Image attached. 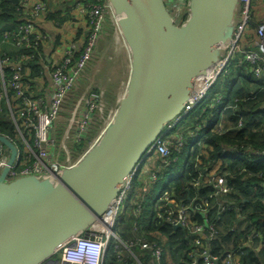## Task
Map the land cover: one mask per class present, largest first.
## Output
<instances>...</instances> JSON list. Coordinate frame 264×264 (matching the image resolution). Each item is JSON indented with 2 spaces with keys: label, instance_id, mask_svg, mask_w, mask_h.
Returning <instances> with one entry per match:
<instances>
[{
  "label": "built area",
  "instance_id": "built-area-1",
  "mask_svg": "<svg viewBox=\"0 0 264 264\" xmlns=\"http://www.w3.org/2000/svg\"><path fill=\"white\" fill-rule=\"evenodd\" d=\"M162 1L172 24L180 27L187 22L192 0ZM236 3V18L220 43L218 59L193 82L187 102L146 148L109 204L93 222L33 264H105L108 252L122 244L121 217L129 212L135 217L142 214L144 208L139 201L144 198L147 202L155 183L162 179L158 172L178 162V155L185 148L184 166L188 165L190 171L189 165L193 163L199 177L191 185L211 190L205 197L197 194L187 203L176 204L170 179L152 202V212L160 215L164 210V220L185 232V243L190 249H180L178 264L182 252L190 258L189 264H242L237 252L218 255L210 247L211 240L216 239L218 222L233 209L226 197L232 192L226 178L229 172L220 170L221 159L210 169L205 160V140L209 134L225 131L224 122L211 117L201 128L197 126L214 100L228 119L233 103L222 102L221 93L212 90L220 77H231L237 65L246 64L247 70L241 74H250L253 83H264V0ZM17 4L22 10L21 23L2 29L0 34V45L21 50L9 56L0 47V112L6 114L16 131L15 137L0 133V177L4 173L5 184L34 177L38 181L48 180L61 190L63 172L76 168L113 125L125 92L121 95L110 76L121 57L130 75L131 50L122 29L121 14L109 0H79L77 7L84 27L70 38L60 31L58 41L45 0H17ZM37 63L38 76L31 68ZM128 81L129 78L126 87ZM34 82V87H29L28 83ZM260 109L264 110V106ZM222 154L230 156L233 162L240 161L239 157L248 161H256L257 156L264 159L263 150L231 148L224 149ZM145 179H151L152 187L143 182ZM213 206L216 217L210 218L207 210ZM238 228L233 225L230 230ZM135 243L150 249L159 263V244L139 238Z\"/></svg>",
  "mask_w": 264,
  "mask_h": 264
},
{
  "label": "water",
  "instance_id": "water-1",
  "mask_svg": "<svg viewBox=\"0 0 264 264\" xmlns=\"http://www.w3.org/2000/svg\"><path fill=\"white\" fill-rule=\"evenodd\" d=\"M109 1L131 50V75L113 125L76 168L63 172L61 190L34 177L5 184L2 174L0 264L40 261L100 215L187 102L193 82L216 62L237 11V0H192L189 19L178 27L162 0Z\"/></svg>",
  "mask_w": 264,
  "mask_h": 264
},
{
  "label": "trees",
  "instance_id": "trees-1",
  "mask_svg": "<svg viewBox=\"0 0 264 264\" xmlns=\"http://www.w3.org/2000/svg\"><path fill=\"white\" fill-rule=\"evenodd\" d=\"M21 11V7L12 0H0V23L7 24L9 28H15L22 21ZM63 14L49 7L48 16L54 20L53 25L57 29L55 41L60 39V30L63 22L67 19L66 15L63 16ZM235 18L236 14L230 26L233 25ZM0 47L9 56L17 55L21 51L6 44H1ZM31 68L38 76L40 64H32ZM246 70V64L237 65L233 70L232 76L238 79L241 77L242 81L249 82L255 89L249 90L250 94H242L243 90L238 92L233 102V108L228 112L227 124H223V130L225 131L221 130L209 134L205 140L207 143L206 148L208 149V156L205 158L208 169L221 159L220 170L229 172L226 178H228V183L232 186V192L226 197L233 206V209L223 215L220 222H218L219 227L215 233L216 239L211 240L210 247L212 253L218 255H224L227 251L237 252L240 255L242 264H264V159L257 156L256 161H248L246 159L241 160V157H239L240 161L233 162L230 156L222 154L224 149L231 151V148L264 151V117L263 120L259 121V119H256V113H253L261 108L258 103L262 101L260 99H262L264 94V83H253L250 74H241L243 71L246 72ZM28 84L32 88L35 82ZM253 108L254 110L251 112ZM249 112H251V115ZM248 116L249 118L247 119ZM210 118L211 115L205 117L203 122L197 126L201 128L205 121ZM0 133L11 137H15L16 134L13 123L4 112H0ZM185 151L186 148L183 155H185ZM178 157H180V154ZM189 166L191 168L189 173H183L177 178L171 179V183H174L173 193L176 204L187 203L189 198L197 194L205 197L211 190L210 187L199 189V186L193 187L191 185L199 177L193 163ZM200 169L202 170L201 167ZM161 173H164V171L160 170L158 172L159 178ZM143 182L148 183L152 187L151 179H145ZM138 188L140 190L141 186H138ZM139 193L140 191H138ZM139 203L144 208L142 214L139 217H135L133 213L129 212L121 217L119 225L121 240L131 245V252L119 244L117 250L108 252L105 264H143L142 259L144 258H147V261H151L153 264H159L150 249L141 248L139 244L135 243L139 238L142 241L150 244L156 243L157 245L158 242L154 237L156 232H163L167 235L172 250L173 243H176L177 249H181L183 252L190 249L189 244L185 243L186 236L183 229L181 227L174 228L173 224L164 220V214L166 215L164 210H161L160 215L152 212L150 219L145 221L143 220V214L146 208V201L142 198ZM196 204V207L201 208L199 203ZM215 208V206L208 208L207 211L210 218L216 217ZM233 225H237L239 228L231 231L230 228ZM183 252L180 255L181 262L179 264H189L190 258L183 255ZM173 256H175L174 252ZM178 257L176 258L178 259ZM147 261L145 264H147Z\"/></svg>",
  "mask_w": 264,
  "mask_h": 264
},
{
  "label": "rangeland",
  "instance_id": "rangeland-1",
  "mask_svg": "<svg viewBox=\"0 0 264 264\" xmlns=\"http://www.w3.org/2000/svg\"><path fill=\"white\" fill-rule=\"evenodd\" d=\"M7 27V24L0 23V30ZM123 58L121 57L116 63V68L112 71V76H110V79L113 80V83L116 87H119V84L121 80L124 78L125 75H127V67L122 62ZM117 77V78H116ZM255 89V87L249 82H246L245 80L242 81V78L237 79L235 76L231 77H220L218 82L215 85V88L212 91L218 90L221 93L222 96V102L229 101L231 103L234 102L235 97L238 95V92L243 90L242 94H250L249 90ZM262 100L259 102L258 106H264V94L262 95ZM257 106V104H255ZM255 106V107H256ZM254 107V108H255ZM254 108L251 110L253 112ZM212 112V113H210ZM251 112L250 115H251ZM253 113H256V119L259 121L263 120L264 110L260 109L259 112L255 111ZM214 119L219 120L220 122H224V124H227L228 119L224 117L223 109L220 107L218 102L216 100L211 102V105L207 111H205L204 116L208 117L210 116ZM249 116L247 117V119ZM193 120V119H191ZM186 161V155L181 154L179 157V160L177 163L173 164L171 167L163 170L164 173H161L162 178L160 181L156 182L153 188V192L148 198L146 202V208L144 210L143 214V220L148 221L150 217L152 216V202L155 200L157 196H159L162 192L164 187L166 186V183L173 178H177L178 176L182 175L184 172L188 173V165L184 166V163ZM220 163V161L218 162ZM221 164V163H220ZM219 164H216V167H218ZM155 239L157 240L158 244L162 247V253H161V259L159 263L161 264H178L177 258L178 253L181 252L180 249H177V244L173 243V250L171 243L169 241V238L166 234L163 232H156L155 233ZM123 248L131 252V245L128 244V242L122 241ZM173 252L174 255L173 256ZM147 261V258L142 259L143 264H145ZM147 264H153L151 261H147Z\"/></svg>",
  "mask_w": 264,
  "mask_h": 264
},
{
  "label": "crops",
  "instance_id": "crops-1",
  "mask_svg": "<svg viewBox=\"0 0 264 264\" xmlns=\"http://www.w3.org/2000/svg\"><path fill=\"white\" fill-rule=\"evenodd\" d=\"M45 1L52 10L60 11L64 13L63 16L66 15L67 19L63 22L60 31L62 33H65L67 37L70 38L74 34L77 35V33H79L82 30V28L84 27L83 26L84 22H82L81 15L77 7L79 0H45ZM49 31H51V33L52 32L54 33L53 30L49 29ZM128 78L129 75H127L125 78L121 80L119 84L120 89L124 88Z\"/></svg>",
  "mask_w": 264,
  "mask_h": 264
},
{
  "label": "bare ground",
  "instance_id": "bare-ground-1",
  "mask_svg": "<svg viewBox=\"0 0 264 264\" xmlns=\"http://www.w3.org/2000/svg\"><path fill=\"white\" fill-rule=\"evenodd\" d=\"M135 2H136L137 4H139L137 0H136ZM130 75H131V73H130ZM130 75H129V78H130ZM125 89H126V84H125V86H124L123 89H120V88H119V91L121 92V95H122V93L125 92ZM42 181H44V180H42Z\"/></svg>",
  "mask_w": 264,
  "mask_h": 264
}]
</instances>
